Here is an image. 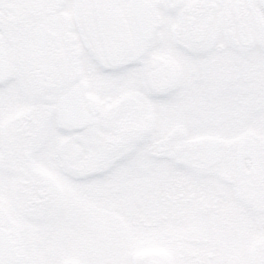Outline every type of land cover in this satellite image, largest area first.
Returning <instances> with one entry per match:
<instances>
[{
	"label": "snow or ice",
	"instance_id": "obj_1",
	"mask_svg": "<svg viewBox=\"0 0 264 264\" xmlns=\"http://www.w3.org/2000/svg\"><path fill=\"white\" fill-rule=\"evenodd\" d=\"M0 264H264V0H0Z\"/></svg>",
	"mask_w": 264,
	"mask_h": 264
}]
</instances>
